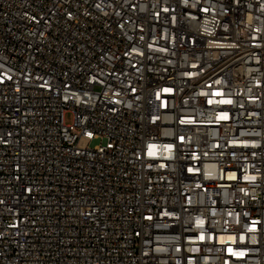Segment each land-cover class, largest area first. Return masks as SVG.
I'll use <instances>...</instances> for the list:
<instances>
[{
	"label": "built area",
	"instance_id": "obj_1",
	"mask_svg": "<svg viewBox=\"0 0 264 264\" xmlns=\"http://www.w3.org/2000/svg\"><path fill=\"white\" fill-rule=\"evenodd\" d=\"M0 264H264V0H0Z\"/></svg>",
	"mask_w": 264,
	"mask_h": 264
},
{
	"label": "rangeland",
	"instance_id": "obj_2",
	"mask_svg": "<svg viewBox=\"0 0 264 264\" xmlns=\"http://www.w3.org/2000/svg\"><path fill=\"white\" fill-rule=\"evenodd\" d=\"M65 122H66V124H71V122H72V114L71 113L66 114Z\"/></svg>",
	"mask_w": 264,
	"mask_h": 264
}]
</instances>
